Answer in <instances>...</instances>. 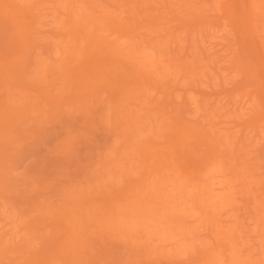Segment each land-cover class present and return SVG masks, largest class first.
I'll return each instance as SVG.
<instances>
[{
  "label": "bare ground",
  "instance_id": "6f19581e",
  "mask_svg": "<svg viewBox=\"0 0 264 264\" xmlns=\"http://www.w3.org/2000/svg\"><path fill=\"white\" fill-rule=\"evenodd\" d=\"M0 264H264V0H0Z\"/></svg>",
  "mask_w": 264,
  "mask_h": 264
}]
</instances>
